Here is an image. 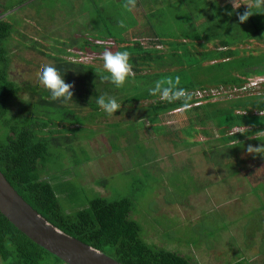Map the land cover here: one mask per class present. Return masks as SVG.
<instances>
[{
  "label": "trees",
  "instance_id": "16d2710c",
  "mask_svg": "<svg viewBox=\"0 0 264 264\" xmlns=\"http://www.w3.org/2000/svg\"><path fill=\"white\" fill-rule=\"evenodd\" d=\"M217 1L221 2V0H170V4L161 9V29L164 25H167L168 29L165 34H158L155 30L154 22L156 23L159 17H155L157 12H154L152 4L151 11L148 12L150 9L146 11L135 2L136 6L132 10L137 14H140V11L141 14H146V24L141 25L138 18L132 17L133 12L126 10L133 19L132 24L128 23L127 15L118 18L116 14L115 25L105 23L107 26H104V32L98 30L91 32V28L88 27L83 33H78L77 36L70 35L68 39L55 38L53 31L49 32L45 40H49L51 50L47 45L46 48L40 44L37 39L40 36L36 32L37 38L35 35L19 33L16 25L21 24L22 20L13 21L8 17L10 14L0 20V168L18 193L49 222L103 251L121 264L201 263L194 255L169 247L167 244L169 236L165 238L163 245L150 243L149 231L147 236L141 222L135 218L136 203L130 197L111 201L99 195L90 199L87 206H78L74 210L71 207L66 208L62 198L69 194V190L63 188L60 192L50 178L54 173L51 165L55 163V158L50 152L49 142L53 138L58 140L61 132L54 131L57 125L43 116L31 120L26 116L34 110L39 112L41 105L42 112H51L44 109L52 104H56L55 107L59 109L62 108L60 112H76L74 107L80 109L84 107L81 102H86L91 107V112H100L94 96L107 91L117 96L121 102V109L115 115L138 111L137 115L142 124L149 119L151 124H155L154 128H161V123H164L168 131L181 128L182 146H185L183 141L189 142L188 139L193 133L212 135L211 141L214 143L226 142L224 147L229 153L227 155L229 158H237L244 146L262 139L263 135L255 133L264 131L262 129L264 124L252 123L250 119L257 116L264 118L260 115L261 112L264 113V92L237 95L224 100L213 98L224 93L225 89H246L248 77L256 72L249 69L264 65V49L249 50L248 54H244L248 50L241 48L242 44H247L250 40L258 39L264 42L262 35L264 22L261 21L264 13H260L264 12V3L257 9L260 12L252 14L247 21L241 23L238 14L249 10V6L241 3L238 8H234L230 2L217 5ZM139 6L141 10L137 11ZM14 7L0 8V15ZM174 7H179V13L174 14ZM166 10L168 12H165ZM201 11L205 13L212 11L213 18L208 20L209 24L204 16L195 20L194 16ZM238 23L244 30L243 35L232 37L233 41H228L229 35L222 36L224 28L236 30ZM148 29H151L150 33L142 32ZM14 33L22 38L20 43L14 42ZM142 37H150L157 42H153L155 43L153 47H146ZM27 38L32 44L26 43ZM105 48L114 52L127 50L130 53L132 73L125 85L119 89L110 82L100 79L102 65L85 62L90 56L97 62H103L102 54ZM17 49H21V52L37 49L42 55L53 60V66L65 73L66 82L74 84L73 96L76 98L73 97L69 103H61L59 100L54 102L50 100L49 90L44 88L39 80L36 83L27 80L20 83L10 77L8 69ZM241 54L244 56H239ZM235 56L241 61L233 58ZM176 76L181 78L178 87L186 88L193 97L189 102L190 107L185 111L188 116L181 122L182 125L178 122L168 124L169 114L184 109L182 100L168 103L148 92V88L154 87L156 80L174 79ZM213 89L217 92H213ZM23 90L29 92L27 97H23L21 92ZM202 92L205 94L196 95ZM87 98L90 100L86 101ZM19 112L23 114L20 118ZM209 123L218 130L217 137H213L208 128ZM147 128L151 129L149 126ZM235 128L241 131L235 132ZM157 133H161V130L158 129ZM253 135L258 137L248 138ZM189 144H192V141ZM215 146L208 148L210 154L216 150ZM203 151L201 150L202 155ZM213 156L214 154L212 161L215 163ZM229 165L231 174L235 175L237 168L232 167V162ZM193 175L196 181L197 172ZM73 176L70 172L67 175H60L59 178L70 179ZM220 181L224 182V179ZM194 184L197 186H194L196 194H201L205 188L216 183H208L206 186L197 182ZM186 187L180 196L182 199L178 198L177 201L182 202L183 197L189 196L188 194L192 192L189 183ZM207 200L211 202V197L207 196ZM172 243L175 244V241ZM0 264H64V262L34 242L0 211Z\"/></svg>",
  "mask_w": 264,
  "mask_h": 264
},
{
  "label": "rangeland",
  "instance_id": "374dc122",
  "mask_svg": "<svg viewBox=\"0 0 264 264\" xmlns=\"http://www.w3.org/2000/svg\"><path fill=\"white\" fill-rule=\"evenodd\" d=\"M27 1L31 0H0V8L17 7ZM123 2L124 0H32L8 17L13 21L22 20L21 24L16 25L19 33L23 32L28 36L35 35L36 32L40 36L37 38L35 35L40 44L43 47L47 45L51 50L49 40H45V36L51 31L55 38L60 39H68L70 35L77 36L88 27L91 32H104V26H107L105 23L115 25L116 14L118 18L127 15L128 23L132 24L131 16L125 9H121ZM135 2L146 11L152 4L154 12H157L155 17H159L154 22L155 30L158 34H165L168 29L167 25L161 29V9L167 7L170 0ZM229 2L233 5V0H221L216 4ZM256 2L257 0H238L237 6L242 5L241 3L255 6ZM258 2L262 7L264 0ZM138 10H141L140 6ZM131 11L132 17L138 18L141 25L145 23L146 14ZM150 11L151 9L148 12ZM176 12L179 13V7L175 8L174 14ZM211 12L201 11L194 18L196 20L204 16L208 22L213 18ZM261 21L264 22V16ZM150 25L152 28V23ZM236 28L233 31L224 28L222 36L229 35L228 41H233L232 37L243 35L244 30L239 23ZM150 31L151 29L142 32L148 34ZM262 35L264 36V31ZM13 39L16 43L22 41L15 33ZM141 39L146 47H153V42H157L150 37ZM28 40L27 38L26 43L32 44ZM244 44L241 48L248 50L244 54H248L249 50L264 49V42L258 39ZM210 45L213 46L212 43ZM37 48L41 49L40 46ZM244 54L239 56L243 57ZM91 58L90 56L89 61L85 62L103 66V62ZM233 58L241 61L236 56ZM12 60L9 75L20 83L24 80L36 83L43 66L54 63L37 49L23 52L17 49ZM252 70L256 72L248 77L246 89H225L224 93L218 94L213 100L263 93L264 65L249 69ZM212 91L217 92L215 89ZM21 92L23 97L28 96L27 90ZM200 94L196 95L202 96L205 92ZM89 100L90 98L86 99ZM81 104L84 105L81 109L74 107L76 112H60L62 108L55 107L56 104L45 107V111L51 112H42L41 105L39 112L34 110L26 116L29 120L43 116L57 125L54 131L61 132L58 140L53 138L49 142L50 152L55 158V163L51 165L54 173L50 178L60 192L63 188L69 190V194L62 198L66 208L74 210L78 206H87L90 199L99 195L111 201L130 197L136 203L135 218L141 222L147 236L149 231L150 243L163 245L165 238L169 236V247L194 255L201 264H264V155L246 151L248 145L263 144L264 135L253 144L244 146L237 158L230 157L231 160L224 147L226 142L214 143L211 141L212 135L193 133L189 142L183 141L185 146H182L181 128L168 131L164 123H161V128H154L155 124H151L149 119L142 124L138 111L108 116L102 110L91 112L92 109L86 102ZM185 111L184 108L169 114L168 124L178 122L182 125L181 122L188 116ZM22 115L19 112V118ZM250 121L258 125L264 124V118L258 116ZM209 125L213 137H217L218 130L210 123ZM158 129L161 130L159 134ZM255 137L253 135L248 138ZM190 140L192 144H189ZM214 145L216 150L212 154L215 163L212 161V154L208 152V148H213ZM200 149L204 150L203 155ZM231 162L232 167L237 168L235 175L230 172ZM70 172L75 177L59 178ZM194 172L198 174L196 181ZM223 179L224 182L220 181ZM195 182L205 186L212 182L216 184L203 189L201 194H196ZM188 183L192 192L189 196H184L182 202L177 201L178 198L182 199L180 196ZM207 196L211 197V202L206 201Z\"/></svg>",
  "mask_w": 264,
  "mask_h": 264
},
{
  "label": "clouds",
  "instance_id": "9594fccd",
  "mask_svg": "<svg viewBox=\"0 0 264 264\" xmlns=\"http://www.w3.org/2000/svg\"><path fill=\"white\" fill-rule=\"evenodd\" d=\"M238 0H233V7L238 8ZM249 5V10L238 14L241 23L248 20V18L257 12L261 7L260 3H255V6ZM135 0H124L122 7L125 10L131 11L135 8ZM264 13V12H260ZM231 14V13H229ZM122 23V22H121ZM130 53L127 50L112 51L105 48L102 54L103 68L99 73L102 81H108L115 88L119 89L125 85L132 73V65L129 60ZM65 73H62L57 67L46 64L43 66L39 75L40 84L49 90L52 100H59L61 103H69L73 98L74 84L68 83L65 80ZM181 83V78L176 76L174 79H160L154 82V87H149L148 92L152 96L158 97L161 101L172 103L176 100H182V107L187 109L190 107V101L193 99L191 93L184 87H178ZM98 91V90H97ZM95 97V103L98 105L106 115L112 116L121 109V102L117 96L109 94V92H101ZM264 117V113L261 112ZM235 132L241 131L239 128L234 129ZM255 134L264 135V131L256 132ZM258 137L257 135H255ZM246 151L250 154L260 153L264 154V144L260 146L248 145Z\"/></svg>",
  "mask_w": 264,
  "mask_h": 264
},
{
  "label": "water",
  "instance_id": "95a60500",
  "mask_svg": "<svg viewBox=\"0 0 264 264\" xmlns=\"http://www.w3.org/2000/svg\"><path fill=\"white\" fill-rule=\"evenodd\" d=\"M31 1L0 15V20L28 5ZM0 211L24 234L60 258L64 264H121L103 251L64 232L49 222L18 193L1 168Z\"/></svg>",
  "mask_w": 264,
  "mask_h": 264
}]
</instances>
